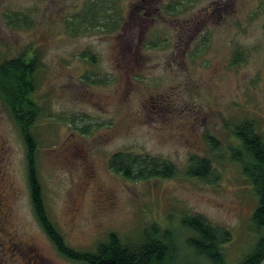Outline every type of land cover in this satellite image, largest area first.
<instances>
[{
    "label": "rangeland",
    "instance_id": "obj_1",
    "mask_svg": "<svg viewBox=\"0 0 264 264\" xmlns=\"http://www.w3.org/2000/svg\"><path fill=\"white\" fill-rule=\"evenodd\" d=\"M94 1L0 0V63L28 54L39 64L33 132L50 218L78 251L111 233L134 242L157 223L187 258L192 233L181 219L197 214L231 233L223 264H243L264 231L252 221L253 186L232 160L233 131L252 120L264 135V0H100L108 28L87 22ZM118 152L169 161L179 173L128 179L109 166ZM26 155L0 98V174L18 191L0 215V264H82L38 222ZM191 156L211 159L214 181L186 175Z\"/></svg>",
    "mask_w": 264,
    "mask_h": 264
},
{
    "label": "trees",
    "instance_id": "obj_2",
    "mask_svg": "<svg viewBox=\"0 0 264 264\" xmlns=\"http://www.w3.org/2000/svg\"><path fill=\"white\" fill-rule=\"evenodd\" d=\"M107 6L95 0L87 10L94 22L111 27V15ZM104 13L103 15H100ZM28 54L0 63V98L7 105L21 132L26 145L29 164V184L35 216L58 252L68 260L82 264H223L222 246L231 241V233L211 224L201 215H188L181 219L184 230L192 233L186 239V247L191 251L193 261L182 255L178 236L169 228H161L157 223L146 227L141 237L134 242H125L111 233L107 240L96 245L94 251H78L68 245L64 235L50 218L44 200L43 187L39 177L37 151L38 142L33 128L40 115L39 104L32 94L37 89L36 75L39 71L37 57L28 59ZM84 131L89 132L86 127ZM239 145L232 149V160L241 166L243 175L252 184L258 198L252 221L259 231H264V135L258 132L254 121L247 120L234 128ZM213 149H219L217 139L207 137ZM111 170L128 179H171L179 170L175 164L133 153L118 152L109 160ZM214 170L209 158L191 156L186 175L201 181H214ZM210 176H212L210 178ZM213 179V180H212ZM243 264H264V235L260 237L253 251Z\"/></svg>",
    "mask_w": 264,
    "mask_h": 264
},
{
    "label": "flooded vegetation",
    "instance_id": "obj_3",
    "mask_svg": "<svg viewBox=\"0 0 264 264\" xmlns=\"http://www.w3.org/2000/svg\"><path fill=\"white\" fill-rule=\"evenodd\" d=\"M28 59L30 60H34V58L36 57H29V55L27 56ZM26 166H27V175L29 173V164H28V159H27V155H26ZM38 166V164H37ZM28 180H29V176H28ZM12 185V184H11ZM9 184V182L6 180V174H0V215L6 216L9 213V208H10V204L9 201L7 200L9 196H17V192L16 190H14ZM29 188H30V184H29ZM11 189V192H10ZM30 193H31V188H30Z\"/></svg>",
    "mask_w": 264,
    "mask_h": 264
}]
</instances>
